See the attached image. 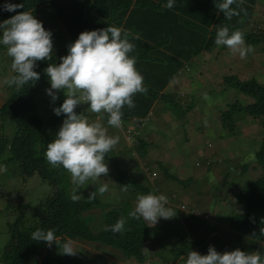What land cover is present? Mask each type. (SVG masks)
Listing matches in <instances>:
<instances>
[{"label": "trees", "instance_id": "1", "mask_svg": "<svg viewBox=\"0 0 264 264\" xmlns=\"http://www.w3.org/2000/svg\"><path fill=\"white\" fill-rule=\"evenodd\" d=\"M9 2L23 3L24 7L18 8L16 12L3 11L5 1L0 0V21L22 11L32 12L35 16L39 7L50 4L71 43L85 30L108 26L122 27L120 28L122 35L126 33L127 38L135 45L132 55L136 57V67L143 75V84L146 88L145 92L133 96L134 108L129 109L125 106L122 109V128L128 139L135 136L132 149H135L139 156H144L151 144L142 136L143 133L140 135V131L145 127L143 125L139 128L142 119L151 117L156 113L154 106L164 104L163 101H169L176 94L165 91L164 87L173 77L180 75L179 69L189 68L197 54L215 48V37L219 28L228 27L230 32L242 31L246 47L264 44V25H260L254 13L257 0H237L232 7L239 11V15H234L230 19L216 6V3L219 4L222 0H175L171 9L166 7L168 0H9ZM260 3L262 6L260 15L264 18V0ZM131 5L133 8L130 14L126 15ZM151 24H155L156 27L150 26ZM124 28L127 31H124ZM67 51L68 47L50 60L37 61L35 71L40 73V80L20 88L14 86L0 105V115L4 116V120L7 118L15 128L11 138L1 141L0 148L8 147L9 150L3 161L17 165L23 179L37 173L41 178L48 179L52 186V192L45 196L38 211L28 203L10 205L7 201L8 206L6 204L3 211L10 213L13 220L7 222L10 240L0 253V264H82L81 257L85 264L83 255L79 258L76 253L72 255L62 253L63 245L67 241L95 242L98 246L104 247V250L110 248L119 251L125 260L131 259L137 264H144L147 259L145 251L148 226L143 218L136 219L130 215L133 210L129 207L128 201L119 200L116 207L105 206L103 211L98 213L97 205H101V201L92 192H84L82 187L74 189L76 195L68 193L66 187H63L64 174L68 171L62 166L50 167L51 164L45 159L44 153L50 142L46 129L55 126L65 116L39 115L34 96L29 89L44 81L47 78L45 69L48 65L56 63ZM223 81L238 92L250 95L253 100L246 103L235 100L229 103L218 115L219 125L226 129L227 133L233 132L234 125L238 124L237 118L234 117L237 112L252 119L262 120V135L253 153V159L263 173L239 188L234 195L232 193L240 210L232 208L222 213L218 221L211 223L209 219L204 220L195 212H184L182 222L191 230L187 248L173 249L174 255L163 256L155 264H182L189 251L206 254L210 245L219 252L240 248L264 254V83L256 79H240L236 74L226 76ZM184 96L179 95L178 100L174 101L175 110L180 109L178 113L180 117L185 114L188 104L192 106L193 97L184 99ZM184 101L188 103L186 107ZM76 111L80 113L79 110ZM209 151L214 152L213 148ZM214 161L219 165L222 159ZM212 162L207 163V169L211 167ZM158 167L162 168L164 178L180 184L183 181L172 177L165 165L158 162ZM115 168L111 176L116 181L136 185L143 194L150 190L159 193L154 185L152 189L139 187L120 171L117 165ZM246 170L247 164L236 169L227 163V167L222 168L224 177L234 171L243 174ZM186 186L187 184L184 185ZM170 197L167 196L172 202ZM97 217L98 221L95 220ZM120 219L125 221L120 232L105 230ZM94 221L99 224V229L94 230L92 227L91 223ZM38 229L53 230L57 244L49 247L43 241L32 240L31 234Z\"/></svg>", "mask_w": 264, "mask_h": 264}, {"label": "rangeland", "instance_id": "2", "mask_svg": "<svg viewBox=\"0 0 264 264\" xmlns=\"http://www.w3.org/2000/svg\"><path fill=\"white\" fill-rule=\"evenodd\" d=\"M260 1L257 0L254 13L262 26L264 18L260 15L262 7L259 5ZM35 17L42 21L44 27L53 34L52 58L63 52L71 41L50 4L39 7ZM263 45L251 46L253 51L244 58H241L239 54H233L226 46L221 48L217 45L211 50L197 54L189 68H184L187 71H184L183 78L188 80L185 84L186 90L180 86H173L169 92L176 94L169 101H163L164 104L154 106L153 108L156 109L154 117L144 123L145 127L143 131H140V135L143 133L145 140L151 142L144 156H139L136 150L132 149L135 136L128 139L122 128L123 125L120 128L109 126L107 114L92 113L88 109V102H81L77 106L76 109L80 113L83 112L90 122H99L106 128L108 135L119 137V142L110 153L106 154V163L109 168L107 177L102 176L98 180H89L84 185L76 186L72 183L71 174L65 172L63 187H66L68 193L76 195L74 189H80V187L86 193L92 192L101 201V205H97L98 213H101L105 206L116 207V202L119 200L128 201L129 207L134 211L137 197L143 193L136 185L131 186L126 182L116 181L111 176L117 165L119 170L139 187L152 189L154 185L159 190L158 194L171 196L172 202L167 199L166 207L171 209L175 216L170 219H160L154 228L148 227L145 264H155L163 256L174 255L173 249L187 248L191 230L182 222L184 212L198 213L204 220L208 218L211 223L218 221L222 213L232 208L240 210L233 196L234 193L263 173L259 164L253 159V153L262 135V120L252 119L250 116L237 112L234 117L237 118L238 124L234 125L233 132L229 134L219 125L218 119L220 111L229 103L235 100L242 103L253 100L250 95L238 92L223 81L226 76L236 74L240 79H256L264 83ZM65 55H61L56 64L60 63V58ZM49 87L47 76L44 81L29 89L37 104L36 111L42 117L55 114L53 108L62 104L66 98L64 92L60 91L59 98L52 102L51 97L46 93ZM189 91L193 97L192 106L184 103V106L188 104V107L185 114L180 117L178 116L180 109L175 110L174 101L178 100V96L182 93L186 98ZM81 98L83 101L82 93ZM164 109H166L163 112L164 115L161 116V111ZM64 119L65 117L55 126L46 129L50 142L55 138ZM153 123L154 128L151 125ZM0 126L1 146V141L12 137L15 128L7 118L4 120L3 115H0ZM210 148H213V153L209 151ZM8 154V147L0 148V253L10 240L7 222L13 220L10 213L3 211L5 205L8 206L7 201L10 205L28 203L38 211L45 196H49L52 192L48 179L41 178L37 173L23 179L17 165L3 161ZM215 159H222L221 164L216 165ZM158 162L167 167L172 177L183 180L181 184L172 181L171 185L163 186V180L167 179L162 174V168L158 167ZM209 162H212V165L207 169ZM227 163L233 168L235 166L236 169L240 165L247 164V170L243 174L234 171L224 177L222 168L227 167ZM224 170L226 172V168ZM152 171L157 172L156 177L151 174ZM186 184L187 186L184 187ZM104 185L107 186V190L100 194L98 188ZM8 211L11 212V210ZM95 220L98 221L99 217ZM145 222L149 223L146 220ZM91 224L94 230L99 229V224L95 221ZM73 246L79 258L83 255L85 264H137L131 259L125 260L119 251L110 248L104 250V247L98 246L95 242H76ZM80 262L84 263L82 257Z\"/></svg>", "mask_w": 264, "mask_h": 264}, {"label": "clouds", "instance_id": "3", "mask_svg": "<svg viewBox=\"0 0 264 264\" xmlns=\"http://www.w3.org/2000/svg\"><path fill=\"white\" fill-rule=\"evenodd\" d=\"M236 3L237 0H222L221 3H216V6L230 19L239 15V11L232 7ZM174 4L175 0H168L166 7L171 9ZM23 7V3L5 0L2 10L16 12L18 8ZM0 32V46L6 47V55L11 58V72L14 74L0 80V83L20 88L39 81L40 73L35 71V68L37 61L52 58V32L29 11L18 12L0 21ZM215 44L228 47L233 54H239L241 58L253 51L251 46L245 47L242 31L230 32L228 27L217 30ZM134 49L135 45L127 38L126 33L122 35L119 27L85 30L68 46L67 55L60 58V63H51L45 69L50 83L46 93L51 97V101L55 102L59 98L60 91L64 92L66 98L62 104L53 108L57 116L64 115L65 119L55 138L47 144L44 156L49 164L62 166L67 170L76 186L108 176L106 154L119 142V137L108 135L106 128L99 122H90L83 112L78 113L76 108L81 102H88V109L92 113L103 112L108 115L109 126H122V109L125 106L134 108L133 96L146 91L143 75L136 67V57L132 55ZM148 118L150 117L142 119L139 128ZM151 174L157 176L155 171ZM106 190V185L98 188L100 194ZM167 199L163 193L140 194L130 215L149 221L147 226L154 228L160 219L175 216L172 210L166 207ZM124 224L125 221L120 219L105 230L118 233L124 228ZM31 239L43 241L49 247L57 244L55 232L51 229H38L31 234ZM75 252L71 241L64 243L62 253L72 255ZM184 264H264V254L240 248L219 252L210 245L206 254L189 251Z\"/></svg>", "mask_w": 264, "mask_h": 264}, {"label": "crops", "instance_id": "4", "mask_svg": "<svg viewBox=\"0 0 264 264\" xmlns=\"http://www.w3.org/2000/svg\"><path fill=\"white\" fill-rule=\"evenodd\" d=\"M133 8V6L131 5L128 10H127V13L126 15L130 14V11L131 9ZM150 26H153V27H156L155 24H151ZM122 29V27H120ZM124 31H127V29L124 28ZM162 36V35H161ZM150 42V41H149ZM163 49V47L161 48ZM204 52V51H203ZM206 52V51H205ZM202 53V52H201ZM11 58L8 57L6 55V47L5 46H1L0 47V80H3L4 78H7V77H10L11 75H14L12 72H11ZM184 71H187L186 69L184 68H181L178 70V72H180L177 77H173L164 87V90L165 91H171L170 89H173V86H180L181 88H186L185 84L187 83L186 81L187 78H183V74H184ZM180 83V84H179ZM14 85H11V84H3V83H0V105L3 103V101L6 99V97L8 96V94L10 93V91L12 90ZM188 87V86H187ZM186 90V89H185ZM183 92V91H182ZM181 92V93H182ZM188 96L186 95V98H191L192 94H191V91L187 92ZM184 93H182L183 95ZM185 99V98H184ZM185 102V101H184ZM187 103V102H185ZM162 113L160 114L161 116L164 115L163 111H161ZM158 115V116H160ZM151 116V115H150ZM152 118L154 117V114H152L151 116ZM150 117V118H151ZM156 117V116H155ZM154 128L155 127V124H151ZM147 131V130H145ZM155 133V131L153 132ZM149 134V132H148ZM151 134V133H150ZM152 135V134H151ZM15 174V173H14ZM166 179V178H165ZM172 181H170L169 179L167 180H163V186H167V185H171ZM167 190V189H166ZM184 194V193H183ZM185 195V194H184ZM191 237V235H189ZM146 261V260H145ZM178 264V263H176Z\"/></svg>", "mask_w": 264, "mask_h": 264}, {"label": "built area", "instance_id": "5", "mask_svg": "<svg viewBox=\"0 0 264 264\" xmlns=\"http://www.w3.org/2000/svg\"><path fill=\"white\" fill-rule=\"evenodd\" d=\"M140 127V126H139Z\"/></svg>", "mask_w": 264, "mask_h": 264}]
</instances>
